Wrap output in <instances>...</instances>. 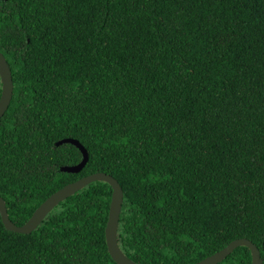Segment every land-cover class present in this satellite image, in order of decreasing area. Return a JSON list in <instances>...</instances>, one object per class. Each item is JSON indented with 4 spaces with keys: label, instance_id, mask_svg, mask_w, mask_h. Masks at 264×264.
<instances>
[{
    "label": "trees",
    "instance_id": "trees-1",
    "mask_svg": "<svg viewBox=\"0 0 264 264\" xmlns=\"http://www.w3.org/2000/svg\"><path fill=\"white\" fill-rule=\"evenodd\" d=\"M0 51L14 81L0 194L15 224L103 171L123 187L118 242L134 261L192 264L245 236L264 264V0H0ZM111 198L91 181L29 233L0 214V264H117ZM217 264H252L251 249Z\"/></svg>",
    "mask_w": 264,
    "mask_h": 264
},
{
    "label": "water",
    "instance_id": "water-1",
    "mask_svg": "<svg viewBox=\"0 0 264 264\" xmlns=\"http://www.w3.org/2000/svg\"><path fill=\"white\" fill-rule=\"evenodd\" d=\"M0 74L2 78V94L0 98V120L8 109L14 91V81L12 76V70L7 61L5 55L0 51ZM64 141H71L78 143L76 139L64 138L59 140L58 143ZM85 152V159L82 163L74 166H65L63 169L67 171H78L81 166L87 160V153ZM106 180L113 188L112 198L109 208V218L106 225V240L109 252L118 264H139L130 257H128L121 249L118 242V225L120 212L123 201V188L119 181L112 175L106 172H95L90 175L81 177L73 182H70L52 193L46 200H44L34 211L32 216L22 225L15 224L9 216L8 209L6 206L5 199L0 194V214L2 220L7 229L29 233L34 230L40 222L45 218L48 212L53 209L60 201L66 197L72 195L77 190L81 189L83 186L94 180ZM246 245L251 249L252 252V264H263V258L261 256L260 249L258 246L250 239L246 237L238 238L231 241L227 246L218 250L217 252L206 256L205 258L192 263V264H217L222 261L230 252H232L237 246Z\"/></svg>",
    "mask_w": 264,
    "mask_h": 264
},
{
    "label": "clouds",
    "instance_id": "clouds-1",
    "mask_svg": "<svg viewBox=\"0 0 264 264\" xmlns=\"http://www.w3.org/2000/svg\"><path fill=\"white\" fill-rule=\"evenodd\" d=\"M7 61H8V60H7ZM99 172H103V171H99ZM94 173H95V172H94ZM108 174H109V173H108ZM89 175H90V174H89ZM110 175H111V174H110ZM112 176H113V175H112ZM83 177H84V176H83ZM116 179H117V178H116ZM97 180H99V179H97ZM117 180H118V179H117ZM104 181H106V180H104ZM118 181H119V180H118ZM106 182H108V181H106ZM108 183H109V182H108ZM119 183H120V182H119ZM120 185H121V184H120ZM111 186H112V185H111ZM121 186H122V185H121ZM122 188H123V187H122ZM77 191H78V190H77ZM112 192H113V188H112ZM66 198H67V197H66ZM123 199H124V191H123ZM122 204H123V201H122ZM121 209H122V207H121ZM35 210H36V209H35ZM49 212H50V211H49ZM49 212H48V213H49ZM33 213H34V212H33ZM120 213H121V212H120ZM45 217H46V216H45ZM108 218H109V216H108ZM119 219H120V218H119ZM107 221H108V220H107ZM40 223H41V222H40ZM106 225H107V224H106ZM243 237H245V236H243ZM239 238H242V237H239ZM246 238H248V237H246ZM235 239H238V238H235ZM235 239H233V240H235ZM248 239H250V238H248ZM233 240H232V241H233ZM250 240H251V239H250ZM228 244H229V243H228ZM228 244H227V245H228ZM255 244H256V243H255ZM227 245H226V246H227ZM107 246H108V245H107ZM245 246H246V245H245ZM224 247H225V246H224ZM224 247H223V248H224ZM258 248H259V247H258ZM221 249H222V248H221ZM108 250H109V249H108ZM216 252H217V251H216ZM251 254H252V252H251ZM261 256H262V255H261ZM111 257H112V256H111ZM128 257H129V256H128ZM131 259H132V258H131ZM114 261H115V260H114ZM115 262H116V261H115ZM116 263H117V262H116ZM117 264H118V263H117ZM139 264H140V263H139Z\"/></svg>",
    "mask_w": 264,
    "mask_h": 264
}]
</instances>
